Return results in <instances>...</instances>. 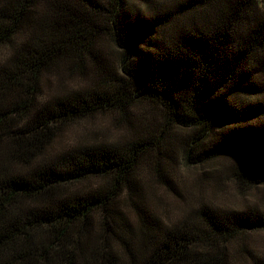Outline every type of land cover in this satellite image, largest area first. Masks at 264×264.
<instances>
[{
  "label": "trees",
  "instance_id": "16d2710c",
  "mask_svg": "<svg viewBox=\"0 0 264 264\" xmlns=\"http://www.w3.org/2000/svg\"><path fill=\"white\" fill-rule=\"evenodd\" d=\"M70 59L91 62L94 83L46 94ZM141 104L156 128L134 124ZM102 113L134 135L53 149ZM174 129L193 131L187 166L234 156L240 189L264 185V0H0V264H229V246L264 228L258 209L168 223L135 199L140 163L171 158Z\"/></svg>",
  "mask_w": 264,
  "mask_h": 264
},
{
  "label": "rangeland",
  "instance_id": "374dc122",
  "mask_svg": "<svg viewBox=\"0 0 264 264\" xmlns=\"http://www.w3.org/2000/svg\"><path fill=\"white\" fill-rule=\"evenodd\" d=\"M100 42L109 66L117 65L119 53L114 46L108 39ZM90 64L88 62L86 72H80L75 70L71 59L61 61L47 73L45 93L65 94L90 86L95 78V70ZM159 114L153 107L141 104L133 122L138 128L151 130L159 125ZM118 120L116 114L102 113L72 124L64 128L53 149L60 150L68 145L87 142H119L134 135L128 125L119 123ZM173 133L177 138L169 146L171 158L155 162L156 158L150 156L139 165L136 174L138 193L135 199L144 210L168 223L191 216L204 205L219 210L239 211L254 207L264 214V185L240 189L231 175V167L238 162L237 157H224L205 166H187L181 142L193 131L174 129ZM157 162L160 163L163 178L157 171ZM130 215L134 217L133 213ZM228 253L229 264H247L251 256L264 258V228L252 231L247 237L233 242Z\"/></svg>",
  "mask_w": 264,
  "mask_h": 264
}]
</instances>
